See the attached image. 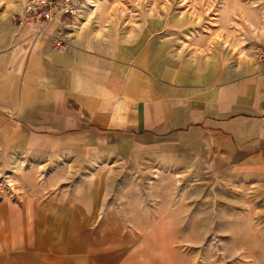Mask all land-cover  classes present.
Segmentation results:
<instances>
[{
	"label": "crops",
	"instance_id": "1",
	"mask_svg": "<svg viewBox=\"0 0 264 264\" xmlns=\"http://www.w3.org/2000/svg\"><path fill=\"white\" fill-rule=\"evenodd\" d=\"M256 24L255 47L188 60L154 45L152 30L115 24L78 31L67 20L61 48L0 9V150L42 156L39 166L196 167L264 182V19ZM91 193L85 204L50 190L1 200L0 264H143L127 232L173 229L148 208L100 213L102 191Z\"/></svg>",
	"mask_w": 264,
	"mask_h": 264
},
{
	"label": "rangeland",
	"instance_id": "2",
	"mask_svg": "<svg viewBox=\"0 0 264 264\" xmlns=\"http://www.w3.org/2000/svg\"><path fill=\"white\" fill-rule=\"evenodd\" d=\"M26 1L0 0V9L16 16ZM80 1L79 11L61 18L73 21L78 31L100 24L152 30L154 45L167 48L170 58L188 60L222 58L226 52L255 47L256 23L264 19V0ZM66 32L70 27L65 24ZM41 158L0 150V201H20L25 191L50 190L67 191L73 198L66 202L85 204L97 200L80 198L82 193L102 191L100 213L148 208L154 215L163 214L167 227L173 228L162 224L164 229L158 231L127 232L138 242L134 254L144 257L143 264H264V182L257 178L153 164L135 170L64 162L39 166L35 159ZM59 159L65 161L66 156ZM49 175L58 182L42 183ZM88 176L98 183L87 182Z\"/></svg>",
	"mask_w": 264,
	"mask_h": 264
},
{
	"label": "built area",
	"instance_id": "3",
	"mask_svg": "<svg viewBox=\"0 0 264 264\" xmlns=\"http://www.w3.org/2000/svg\"><path fill=\"white\" fill-rule=\"evenodd\" d=\"M81 5L80 0H27L16 19L32 31L34 38L51 37L56 46L63 48L69 40L63 33L66 21L61 18L75 14Z\"/></svg>",
	"mask_w": 264,
	"mask_h": 264
}]
</instances>
